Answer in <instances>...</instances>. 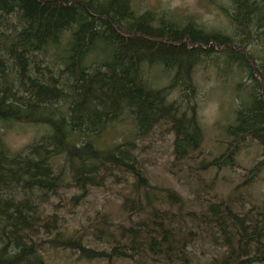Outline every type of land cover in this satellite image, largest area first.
I'll use <instances>...</instances> for the list:
<instances>
[{"label":"trees","instance_id":"1","mask_svg":"<svg viewBox=\"0 0 264 264\" xmlns=\"http://www.w3.org/2000/svg\"><path fill=\"white\" fill-rule=\"evenodd\" d=\"M221 13L227 27L206 29L192 17L139 12L132 0H0V122L44 129L23 151L0 136V264H45L47 252L59 250L85 261L191 264L186 250L195 233L154 207L159 197L148 192L135 142L166 125L173 166L199 151L195 74L210 67L223 82L233 77L235 97L224 128L230 140L203 168L232 167L246 139L261 147L252 169L264 168V0H228ZM128 177L150 210L126 196L124 211L148 215L117 233L95 227L92 235L109 238V249L87 246L56 212L38 206L62 188L79 191L75 203L90 187ZM232 205L207 207L224 247L208 264H264V204L243 216Z\"/></svg>","mask_w":264,"mask_h":264},{"label":"rangeland","instance_id":"2","mask_svg":"<svg viewBox=\"0 0 264 264\" xmlns=\"http://www.w3.org/2000/svg\"><path fill=\"white\" fill-rule=\"evenodd\" d=\"M132 2L139 12L153 9L178 21L192 17L206 29L227 27L221 7H226L228 0H132ZM159 73V70L153 71L155 76H159ZM195 79L197 116L203 131L199 151L181 166H173V134L167 129L168 126L157 125L137 139L134 153L142 165L146 180L151 185L148 192L159 197L154 207L164 212L173 225L181 227L182 224L195 233L186 250L191 264H208L212 259L221 258L224 247L216 227L206 213L207 207L230 199L233 211L237 212L238 216H243L247 211L262 206L264 168L260 171L252 169L261 159V147L251 139L239 144L232 167L203 168L204 164L224 152L226 143L230 140L224 133V128L232 122L235 97L232 95V87L235 80L230 77L223 82L210 67L198 68ZM120 128L124 130V127ZM43 133L42 126L22 122L13 125L0 122V136L11 151H23ZM132 186L130 177L121 182L107 179L103 185L90 187L86 196L75 203L70 198L78 195L79 191L74 188H62L56 196L50 197L47 203L38 206L44 214L56 212L65 230L86 237L84 243L87 246L109 249L112 244L109 238L96 239L92 235L95 227L103 229L107 235L111 232L117 233L119 227H135L148 215L146 212L137 214L133 209L124 211L122 203L126 196L142 200L145 211L150 210L146 207L141 194L137 195L132 190L134 188ZM169 191L179 196V203L170 204L166 201L165 192ZM45 264L165 263L148 257H145L144 262L129 259H117L112 263L104 260L85 261L79 259L75 251L59 250L48 251Z\"/></svg>","mask_w":264,"mask_h":264}]
</instances>
